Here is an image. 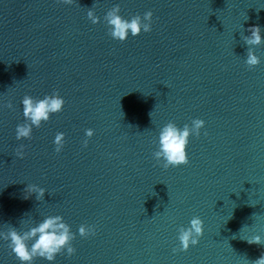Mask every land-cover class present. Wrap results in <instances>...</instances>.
Listing matches in <instances>:
<instances>
[{
    "label": "water",
    "instance_id": "water-1",
    "mask_svg": "<svg viewBox=\"0 0 264 264\" xmlns=\"http://www.w3.org/2000/svg\"><path fill=\"white\" fill-rule=\"evenodd\" d=\"M117 4L129 20L152 11L151 32L113 39L104 16ZM253 26L264 39V0H0V232L62 216L75 254L33 264L258 259L264 245L247 240L264 238V43L250 70L242 39ZM57 91L63 111L17 140L23 97ZM197 118L189 163L165 170L153 156L161 128ZM28 185L46 189L43 200ZM197 216L199 244L174 253ZM81 225L95 235L81 237ZM7 245L0 238V264H20Z\"/></svg>",
    "mask_w": 264,
    "mask_h": 264
},
{
    "label": "clouds",
    "instance_id": "clouds-1",
    "mask_svg": "<svg viewBox=\"0 0 264 264\" xmlns=\"http://www.w3.org/2000/svg\"><path fill=\"white\" fill-rule=\"evenodd\" d=\"M61 3L72 5L74 0H60ZM95 5L87 12L88 19L96 24L99 22L93 11ZM121 8L119 4L109 9L104 16V21L108 27V34L115 40L124 42L129 33L136 37L141 32H151L152 30V11L144 13L143 17L135 15L131 19H125L120 15ZM250 35L242 37L246 50V65L251 70L260 64V58L255 54V48L264 43L261 36V28L253 26L248 29ZM23 116L25 123L16 127V139H32L33 126L40 128L42 123L48 122L52 114H58L63 111L65 100L54 92L52 95H45L44 98H33L25 95L22 99ZM6 107L12 108L9 102ZM151 115V113H150ZM205 121L202 119H193L191 125L185 124L183 128L178 127L174 122H168L159 132L158 149L153 153L155 160L165 170L170 167L175 168L189 163L187 146L189 138L192 135L200 136V130L204 128ZM85 135L91 138L94 135L93 129H86ZM207 135V133H205ZM65 144V134L58 132L54 139L55 151L61 152ZM83 146H88V139L83 141ZM25 145L21 144L16 150L15 155L18 158H24ZM29 194H36L38 201L43 200L46 189L37 185H28L26 189ZM204 234L203 221L197 216L190 220V226L179 228L178 240L179 248L173 249V252L187 251L190 246L199 244L200 238ZM79 235L87 238L95 235V228L92 226L81 225ZM0 238L8 242V248L16 256L20 264H33L37 258H42L49 262H54L57 255L66 249L70 257L75 254L76 249L72 246L75 234L71 231L70 225L64 222L60 215L48 216L39 222L36 226H30L26 231H18L16 227L9 226L6 232H0ZM249 244L264 245V238L256 235L247 240ZM250 264H264V253L258 259Z\"/></svg>",
    "mask_w": 264,
    "mask_h": 264
}]
</instances>
